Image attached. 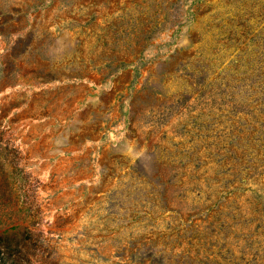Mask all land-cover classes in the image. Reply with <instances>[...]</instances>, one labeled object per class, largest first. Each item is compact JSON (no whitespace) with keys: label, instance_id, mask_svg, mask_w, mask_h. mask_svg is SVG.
<instances>
[{"label":"rangeland","instance_id":"374dc122","mask_svg":"<svg viewBox=\"0 0 264 264\" xmlns=\"http://www.w3.org/2000/svg\"><path fill=\"white\" fill-rule=\"evenodd\" d=\"M0 264H264V0H0Z\"/></svg>","mask_w":264,"mask_h":264}]
</instances>
